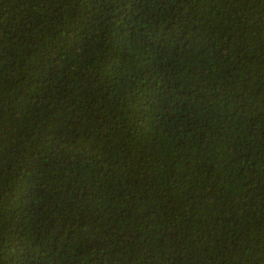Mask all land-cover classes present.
Instances as JSON below:
<instances>
[{"label":"trees","instance_id":"1","mask_svg":"<svg viewBox=\"0 0 264 264\" xmlns=\"http://www.w3.org/2000/svg\"><path fill=\"white\" fill-rule=\"evenodd\" d=\"M0 264H264V0H0Z\"/></svg>","mask_w":264,"mask_h":264}]
</instances>
